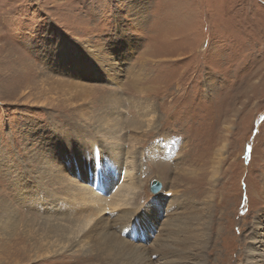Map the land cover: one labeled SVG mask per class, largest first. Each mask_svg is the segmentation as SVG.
<instances>
[{
	"label": "rangeland",
	"instance_id": "obj_1",
	"mask_svg": "<svg viewBox=\"0 0 264 264\" xmlns=\"http://www.w3.org/2000/svg\"><path fill=\"white\" fill-rule=\"evenodd\" d=\"M92 116L131 204L84 239L42 240L30 216L89 204L73 200L87 180L61 178L82 166L48 143ZM45 151L61 180L37 186ZM2 199L19 225L4 235L0 203V264H264V0H0Z\"/></svg>",
	"mask_w": 264,
	"mask_h": 264
},
{
	"label": "bare ground",
	"instance_id": "obj_2",
	"mask_svg": "<svg viewBox=\"0 0 264 264\" xmlns=\"http://www.w3.org/2000/svg\"><path fill=\"white\" fill-rule=\"evenodd\" d=\"M56 62L57 61L52 60L51 64L49 65V72L53 71V67L57 65ZM93 70L95 71V69ZM101 121H102V118H96L95 116H92V118L90 119L88 123H83V122L79 123L78 121V122L71 124L67 129H58L56 127L59 130L56 136L57 137L59 136L58 138H60L61 136V139L56 138L53 142H51V145L48 143L47 150H50V149L54 150V144L56 143V145H58L56 150L59 154H62L64 157H66L72 164L76 163L82 166V170H77L76 166L74 165L73 169H71L69 172H64L61 178H63L64 180L72 181L73 173H75V177H80V178H83L84 180H87L88 186L84 185V187H82L80 185L78 191L73 190L74 196L77 197V198H74L73 200L75 201L80 200V202L83 204H86L85 202L87 201L89 204H88V207L82 209L83 211L80 214L78 213L79 214L78 216L77 215L72 216L71 215L72 213H68V212L67 214L65 212L59 213V211L53 212L55 215L40 211V214L38 215L41 216L42 214V217H44L42 221L37 220L35 216H30V218H33L37 221V223H35L34 221L30 223V229L36 227L38 232L42 230L41 236H40L42 240L45 239L46 241L47 239L59 238L60 243L63 244V243L71 241L73 237H78L79 235H81V237L84 239L88 234L92 233L94 229H96L97 223H98V221L95 222L96 218L99 217L103 213V211H105L107 208L110 207L112 208V210H114V209L123 207L126 203L131 204V202H129V200L127 199L128 196L130 195L128 193L126 194V191L128 190L127 192H129V189L130 190L133 189L132 187L133 182L129 184L128 182L124 181L121 185L118 186V188L116 186L117 180H119L121 175L124 174L125 178L132 177L131 168L127 165L122 167L124 162L121 161L120 155L117 153H114L113 151H108L104 147V145L107 143L106 140H103L105 143L103 142V144H100L97 135L101 134L105 138L109 139V137H111V135H113L114 133L110 129H109V133H107L106 131H103L102 125L100 124ZM91 130H92V133H90ZM70 133L73 135V137L70 135ZM60 141H61V146H62L61 148L59 144ZM97 142L99 143V145ZM45 152H46L45 154L41 153L42 158H39L37 160L40 163V165L37 167V170L35 169V172L31 174L32 181H36L35 183L37 186L41 182H46L48 178L49 180H51L53 184L56 181L61 180V179H58V177L56 176V173L60 171V168L57 169V167H53L50 164L46 165L47 162H50L51 158L49 154L47 153V151ZM68 152L70 154L66 155ZM85 157L87 158V160L84 161L83 158ZM90 163H92L93 166L90 167ZM92 167L94 169H92ZM8 177L9 179H12L11 176H8ZM12 184L17 186L16 183H12ZM91 186L92 187L94 186L93 190ZM39 188L40 187L35 188V189H39ZM99 193H106L107 196H105V194L99 195ZM25 196H27L29 200L35 197L34 199L37 198V201H38L40 195L37 196L35 192L33 191H30V192L26 191ZM21 198L22 197L20 194L15 195L14 200H16L17 202H21L20 201ZM131 198L130 200H132ZM13 202L14 201L9 200V202L7 203V202H4V199L0 201L1 208H2V214H1L2 228L7 229L6 231H4V235L8 237L14 236L13 234L19 225L18 214L11 210V207H12L11 204ZM52 203H55L54 199L48 200V202H45L44 205L46 204L52 205ZM71 205H72L71 206V209H72L73 204ZM106 206L108 207L105 208ZM34 207H36V205ZM38 207L36 209H38ZM48 208L49 207H47L45 210H47ZM32 209L34 210L33 206L31 205L30 212H33ZM36 213H39V211ZM59 219L62 221L67 220L66 222L69 223L70 229L67 234L65 233L66 229H65V226L62 224V222L57 223V224L53 223L55 220L59 221ZM26 225L28 226L29 224L26 223ZM187 228H188V225L185 226V232ZM47 250H50V249H47ZM251 250H255V251H252L251 253H249V255L252 254L254 258H256L259 254V253L256 254V251H258V249L257 248L254 249L253 247H251ZM97 251L105 252L106 255H110L108 253L110 251V244H108L107 246L105 245V247L98 246ZM263 259H264V252H263Z\"/></svg>",
	"mask_w": 264,
	"mask_h": 264
},
{
	"label": "water",
	"instance_id": "obj_3",
	"mask_svg": "<svg viewBox=\"0 0 264 264\" xmlns=\"http://www.w3.org/2000/svg\"><path fill=\"white\" fill-rule=\"evenodd\" d=\"M103 154H104V152H103ZM60 159H62V158H60ZM83 160L85 161V160H87V158L85 157V158H83ZM135 168H139L138 172H141L140 176H142L144 168H143V165H141V160L136 162ZM162 189H163V185L158 181H155L151 186V191L154 194L160 193L162 191Z\"/></svg>",
	"mask_w": 264,
	"mask_h": 264
}]
</instances>
